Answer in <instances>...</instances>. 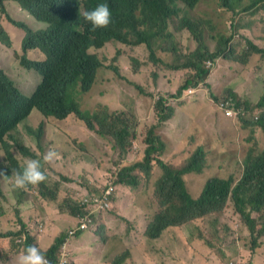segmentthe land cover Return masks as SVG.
I'll return each mask as SVG.
<instances>
[{
	"label": "trees",
	"instance_id": "trees-1",
	"mask_svg": "<svg viewBox=\"0 0 264 264\" xmlns=\"http://www.w3.org/2000/svg\"><path fill=\"white\" fill-rule=\"evenodd\" d=\"M201 1L0 0V42L8 48L13 47L12 37L2 24L8 18L25 32L26 37L23 40L25 48L38 47L37 49L41 52L38 59L24 56L14 67H9L7 70L0 67V154L4 152L0 171L6 173V180L12 187L13 197L18 205L31 200V197L34 200L41 197L47 204L55 206L60 203V196L65 194L60 210L68 218L72 217L75 220L73 223L77 224L74 231L76 238L72 240V243L76 244L78 239H87L89 236L90 241L86 243L90 249L89 252L99 257L98 264H104V254L100 255L103 251L98 246L107 245L111 240L107 224L103 220L96 219L88 229L81 228L86 205L79 198L74 199L73 196L67 194L64 185L72 188L75 184L84 187L85 184H81L78 178L58 170L57 164L44 163L43 155L46 153V148L53 146L51 150L58 153L56 162L60 159L68 160L66 156L59 159V156L64 154L54 148L55 146H66L65 143L60 142L63 138H69L70 145L79 151L87 150V145L68 128L72 119L77 120L101 138L111 139L115 148L122 154H127L133 142L138 139L140 120L135 109L112 112L102 102H97L92 108L89 107V100L94 98L95 88L102 79L103 70L109 69L117 76H122L119 61L122 51L116 47L113 61L108 62L105 54L107 47L118 44L129 48L146 46L149 52L148 62L155 68L163 66V69L187 71L189 75L179 87L176 96L182 95L191 87L198 88L206 84L212 72V69L207 67L209 60L215 61L220 56L226 55L232 58V51L227 46L230 39L226 37L220 36L214 52L208 46L204 29L206 21L196 19L193 15ZM237 2L240 3V0H222L223 6L233 9L235 16L258 10L264 0H254L250 5L239 10L235 7ZM9 3H18L25 10L24 15L27 11L37 20L51 24V30L37 33L28 25L11 20L7 15ZM99 4L108 6L112 15L111 23L107 28L92 31L83 13L93 10ZM181 30L191 33L198 44L195 51L184 53L182 50L179 54V40L176 33ZM19 40L22 39L19 38ZM253 54L264 57V49L247 40L245 56L248 58ZM237 62L243 67H248L245 59L239 57ZM25 73H34L36 76L39 74L42 78L31 100L24 98L15 85L14 79ZM135 85L140 93H146L142 85ZM212 97L216 101L219 100L214 94ZM231 97L238 101L239 105L244 101V105L251 111L249 102L230 89L226 98ZM155 109L158 124L148 132L145 140L147 147L144 161L123 168L119 174L118 183L123 186H137L139 178L135 174L136 171L143 169L150 175L152 163L157 162L163 170V174L155 183V196L161 205V210L154 213L152 218L144 217L142 215L144 211L139 210L132 215L131 222L140 223L143 217L148 222L144 234L145 238L152 242L153 250L155 241L160 240L166 232L208 216L221 217L226 212L229 202H232L234 213L242 219L252 236L253 252H255L261 246L260 239L264 237V150L258 152L255 148L250 149L247 156L245 154L239 177L234 174L228 177L220 174L210 177L200 196H196L189 190L185 176L194 173L202 174L206 163L200 164V159L194 158L186 164V168L177 169L161 160L165 145L157 134V129L175 115L176 109L168 103L165 97H160L156 101ZM34 118L40 119L37 125ZM239 123L248 136L250 134L254 136L256 127L264 130V117L261 121L253 123L250 113ZM20 126L26 134L33 138L36 148L29 145L23 134L19 133ZM243 138L247 142L249 137L244 136ZM237 141L234 138V142ZM199 150L205 157L204 149ZM25 158L40 160L47 179L36 186L29 185L26 189H19L14 185L12 173L22 169ZM76 163H81V161L75 159L74 164ZM47 168H51L56 176L51 177L46 171ZM89 180L93 184V181ZM1 182L2 179H0V184ZM37 188L39 196L34 195ZM93 190L90 189L91 194H98L103 199L109 186H97ZM0 197L5 198L1 188ZM117 197L109 198L113 201V208ZM4 212L6 210L3 209L0 199V217L4 215ZM16 213H19V209H16ZM121 220L126 223L130 222L127 217H122ZM68 222L72 221L69 219ZM20 223L23 227L19 236L23 237L24 243L18 254L28 246H38L36 238L27 232L28 226L23 221ZM225 227L230 229L228 225ZM132 228L133 225L130 232ZM69 229L73 227L66 228V230ZM127 232L130 233L129 226ZM85 233L88 234L84 235ZM7 236L12 239V246L15 248L13 234ZM67 236V233L57 236L47 251L41 250L49 264H59L61 249ZM179 240L187 245L193 242L192 236L189 238L181 236ZM170 244L177 246V242ZM207 244L212 245L213 243L207 241ZM94 247H96L95 250ZM131 256L132 252L127 249L118 253L110 264H128ZM71 264H75L74 259Z\"/></svg>",
	"mask_w": 264,
	"mask_h": 264
},
{
	"label": "rangeland",
	"instance_id": "rangeland-1",
	"mask_svg": "<svg viewBox=\"0 0 264 264\" xmlns=\"http://www.w3.org/2000/svg\"><path fill=\"white\" fill-rule=\"evenodd\" d=\"M252 1L254 0H240V3L235 4L236 10L250 5ZM263 6L264 2L259 5L258 11L264 10ZM193 15L196 19L206 21L204 24L205 38L212 51L216 50L220 35L232 37L231 60H217L211 66L213 71L210 82L201 85L196 90L190 89L193 93H189L190 90H187L182 95L176 96L179 87L189 75L187 71L163 69V66L155 68L148 62L149 52L145 46L129 48L118 44L107 47L105 54L108 57V62L113 61L117 48L122 51L119 59L122 76H117L109 69L103 70L101 72L102 79L99 80L95 88L94 98L89 100V107L92 108L97 102H102L112 112L135 109L140 120L139 137L133 142L128 153L122 154L115 148L111 139L101 138L96 133L88 131L77 120L72 119L68 128L87 145V150L79 151L70 145L69 138H63L60 142L65 143L66 146H55L54 148L64 154L59 156V159L66 156L65 158L68 160L60 159L57 162L54 160L53 163L66 170L68 175L78 178L81 184H85V187L75 184L72 188L64 189L74 199L81 200L84 196L83 192H89L90 189L93 190L97 186H104L113 181L117 182L122 168L143 160L147 133L153 125L157 124L155 104L160 97L167 98L168 103L176 109L175 115L157 130V134L165 143V151L161 159L174 168H181L197 148L202 147L206 153L204 172L185 177L188 188L194 195L200 196L210 177L218 174L223 177H228L231 174L239 177V170L244 163L245 154L247 156L248 151L252 148L258 152L264 150L262 144L264 135L259 128H254V136L252 134L248 136V133L241 129L240 121L225 118L217 108V103L227 97L230 88L238 91L242 95L241 98L249 102L250 107L255 108L260 102L264 94V57L251 55L247 58L245 47L247 37L254 42H260L255 37L262 36L264 33V16L260 20L262 23L254 26L257 30L253 33L243 30L246 29L245 22L239 23V16H235L233 9L225 8L222 0H202ZM248 16L250 13L245 14L242 18ZM176 35L182 44L184 53H191L197 48L198 44L189 31L181 30ZM11 36L13 38V34ZM0 53L6 56L5 65L9 60H13L10 49L2 45L1 42ZM239 57L248 62V67H243L237 62ZM29 76L32 83L28 87L29 90L24 91L26 96H31L34 88L42 80L39 74L36 76L32 73ZM134 83L142 85L146 93H140ZM187 93L190 96L184 97ZM212 94L219 100L215 101ZM39 121V118H34L36 125ZM260 132V138H257L256 134L259 136ZM19 133L34 141L31 136L25 133L22 126L19 127ZM244 136L249 137L247 142L244 141ZM234 138L238 141L234 142ZM52 147L46 148V152ZM75 159L83 162L82 165L74 164ZM135 174L139 178V186L131 188L119 185L115 207L105 220L111 240L107 245L98 246L103 251L100 255L104 254V264H110L118 253L127 249L132 252L128 264H180L181 260L168 252H165L163 257L159 254L155 255L154 249L152 250L151 247L152 242L148 241L144 234L148 223L144 217L152 218L154 213L161 210V205L155 196V183L162 175V171L155 164L150 175L143 169H138ZM89 179L93 181V184ZM0 188L5 196V198L0 197L2 207L8 209L17 207L12 187L7 180H2ZM7 196L12 197L11 202ZM65 196V194L60 196L59 206ZM139 210L144 211L142 221L136 224L132 223V215ZM122 217H127L130 222H124L121 220ZM69 219L72 222H67ZM62 222L67 223L62 224ZM73 222L75 220L72 217L64 216L61 219H56L54 228L52 222L45 223V225L50 227L55 235H60V233H67V230L61 229L60 225L62 224L63 228H72L77 225ZM132 225L133 228L130 232ZM225 225H228L230 229H227ZM128 226L130 233L127 232ZM50 234L52 232H49L47 238L50 239L49 243H52L54 237L50 238ZM165 236L166 241L172 244H175L181 236L187 238L192 236L193 246L191 247L194 251L189 250L188 253L182 255L184 264L188 262L190 264H253L254 259L256 264H264V237L260 239V248H257L254 253L252 236L242 219L234 213L232 202H229L223 216L213 215L198 219L193 223L166 232ZM207 241L213 244L208 245ZM36 242L38 243L37 237ZM165 243V240H162L155 245ZM67 251H70L71 259L76 253L79 254L77 256L79 264H98L100 262L99 257L94 256L91 252L78 251L73 247L70 248L69 245ZM196 256H201L202 259Z\"/></svg>",
	"mask_w": 264,
	"mask_h": 264
},
{
	"label": "clouds",
	"instance_id": "clouds-1",
	"mask_svg": "<svg viewBox=\"0 0 264 264\" xmlns=\"http://www.w3.org/2000/svg\"><path fill=\"white\" fill-rule=\"evenodd\" d=\"M8 8L9 9H8V14L7 15L9 16V18L11 20L28 25L34 32L45 33V32H49L51 30V28H52L51 24H48L46 22L37 20L34 16L30 15L27 11H26V15H24L25 14V10H23L18 3H9L8 4ZM247 13H250V16L242 18V16H244ZM83 16H84L85 21L90 24L92 31H96L97 29L107 28L109 26V24L111 23V19H112L111 12H110V10H109V8H108V6L106 4H99L93 10L85 11L83 13ZM262 16H264V10H262V11L256 10L254 12H246V13H242L238 17V22L239 23L245 22L246 29H243V30H249V31L255 33V31L257 29L254 26H256L258 23H262L260 21ZM0 19H1V13H0ZM7 19L8 18H6V21H3L2 24H3V26H5V29L8 30V33L10 35L13 34V38H12L13 47L9 48L10 51H11V55L13 57V60L12 61L9 60L8 64L5 65L4 59H5L6 56L0 53V67L5 69V70H7L9 67H14L16 64H18L21 57H24V56L27 57V58L35 57V58L38 59L39 55L41 54L40 50L37 49L38 47H36V48H30V47L29 48H25V43L23 42V40L26 37L25 32L23 31L22 28H20L19 26H15L11 21H9V19L8 20ZM249 27H252V28H249ZM263 31H264V29H263ZM220 36L230 39V41H229L227 46L232 51V37H228V36H225V35H220ZM16 37H17V39H16ZM19 38H21L22 40H19ZM255 38L259 39L260 42L259 43L254 42L252 39L247 37L246 44H247V40H250L253 43H255L258 47L264 49V33H262V36H258V37H255ZM14 39H16V40L14 41ZM5 47H7V46H5ZM178 50H179V54H180L181 51H182V44L180 42H179V45H178ZM245 51H246V47H245ZM179 54H177V55H179ZM253 55H258V54H253ZM259 56H261V55H259ZM219 59H223L224 61L231 60L229 55L220 56L215 61L209 60V62L207 63V67L212 69L211 66H213V64H215L217 62V60H219ZM174 71H176V70H174ZM212 71H213V69H212ZM211 74H212V72H211ZM29 75L30 74L25 73V74H22L20 76H17L14 80H15V85L18 88V92L24 98H26L28 100H31L34 97V94H35L39 84L34 88V92H33V94L31 96H26L24 94V91L29 90L28 87L32 83L31 82V77ZM210 77H211V75H210ZM210 77H209L207 83L210 82ZM198 88L191 87V88H189L187 90H190V89H192V90L195 89L196 90ZM230 89L236 91L235 89H232V88H230ZM187 90H185V91H187ZM192 90H190L189 93H193ZM236 92L242 97V95L238 91H236ZM189 96L190 95H188V93H187L184 97H189ZM222 105H224V106H222ZM217 108H218L220 113L225 118L231 119V120H236V121L237 120L241 121L242 118H245L248 115V113H250L252 115V118H253V123H255V122L261 121L263 119V117H264V94H263L260 102L257 104V107H255V108L251 107V111H249V109L244 105V102H241V105H239L238 101H236L232 97L220 100L217 103ZM155 111H156V109H155ZM157 124H158V120H157ZM157 124H155V125H157ZM155 125H153V126H155ZM256 128H259L263 132V135H264V130L261 127H256ZM138 130H139V128H138ZM257 133H258V131H257ZM260 135H261V132H260L259 136H257V134H256V137L260 138ZM147 136H148V133H147ZM147 136H146V138H147ZM25 139H26L28 144L30 143L29 145H31L34 148H36L34 146V144H33V141H31L28 136H25ZM262 144L264 145V138H263ZM164 145H165V143H164ZM146 147H147V144H146ZM199 149L203 150L202 147L197 148L196 151L187 160L186 164L191 162L194 158L200 159V164L202 162L206 163V160H207L206 156L204 157L203 154H202V151H200ZM145 150H146V148H145ZM164 151H165V148H164ZM2 156H4V152L3 151L0 154V157H1L0 158V163L3 161V157ZM144 157H145V151H144ZM57 158H58V153L55 152L54 150L50 149L49 151H47L43 155V162L46 163V164H50ZM143 161H144V158H143L142 161H139V162H143ZM139 162H137V163H139ZM82 163L83 162L76 163V164L82 165ZM155 164L161 169L162 174H163V170L158 165L157 162H153L152 163L151 169L153 170ZM186 164L184 166H182L181 168H177V169L186 168ZM132 165H134V164H132ZM205 168H206V166H205ZM60 170L66 172V170H63V169H60ZM46 171L50 173L51 177L53 176L51 168H47ZM194 174H196V173H194ZM12 175L14 176V185H15V187H17L19 189H26L29 185L36 186V185L44 182L47 179L46 173L42 170L41 161L37 160V159H30V158H25L24 162H23L22 169L20 171H14L12 173ZM189 175H191V174H189ZM186 176H188V175H186ZM6 178H7L6 173L4 171H0V179H2V180L5 179L6 180ZM118 179H119V175H118ZM118 179H117V182L113 181V182L107 184L109 186V189L112 188V187L114 188V191L112 192L110 198H113V197L115 198L116 196H118L119 185H121L120 183H118ZM121 186H123V185H121ZM138 186H139V184L137 186H135V187H131V186H124V187L136 188ZM65 188H67L66 185H64V189ZM37 190L38 191L34 195L39 196V189L37 188ZM86 192H88V191H85V192L82 193L84 196L81 199V201H83V204L86 205V209H85L86 211L84 212V214L87 212V209H88V204L85 202V200L91 198V195L92 196H98V194H91L90 191L85 195ZM39 198H41V197H39ZM7 199H8V196H7ZM41 199H44V198H41ZM32 200H34L33 197H31L30 201H32ZM15 201H16V199H15ZM34 201H36V200H34ZM109 203H110V206L108 208H106L105 210H102L101 213L94 215V217H93L94 221L96 219H100V220H103V221H105L107 219V216H109V214H107V213L110 212L112 210V208H113V201L109 200ZM36 205H37V207H40L41 204L37 203ZM114 205H115V203H114ZM17 206H19V205H17ZM57 207H58L59 211L61 213H63L60 210V206L58 204H57ZM3 209L6 210L8 208L7 207H5V208L3 207ZM16 209H13V212L16 214V217H17L16 218V223H17L16 228L14 230L8 231L6 233H1L0 234V239L4 238V239H8L9 240V242H10V253H13L14 250H17L19 252L20 249H21V246L24 243L23 237L19 236V233L22 232V227H23V225L20 222L23 221V219L18 215V213H16ZM5 213L6 212H4V214ZM67 222H62V224H65ZM61 225H60L61 229H66V228H63ZM75 228H76V226H74L73 229L67 230L68 236H67L66 242L63 244L62 249H61V254L59 256V264H71V262H72V259L70 258V251H67V249H68V245L70 247V244H71L72 240L74 238H76L75 237L76 234L74 232L76 230ZM46 229H48V232H47V235H48L49 232H50L49 229H51V228L46 226L45 224L43 225L40 222H36L32 227L28 226L27 232H30L35 238L36 237L38 238V243L36 242L38 246L31 245V246H28L27 248L21 250V252L18 254V256L16 258V264H49L48 259L41 252V250L47 251L51 247V245L54 243L56 237L59 236V234H57L53 238L52 244L47 249L42 248L40 246V244H39V236L41 234H43ZM72 232H73V235H71ZM8 234H13L14 242L16 243L15 244V248L12 246V240L10 239V237L7 236ZM60 235H62V234L60 233ZM162 240H165L166 243L163 244V245H155L154 250H153L155 255L159 254V255H161L163 257L164 253L168 252L169 254L173 255V257L180 259L181 260L180 264H184V261L182 259V255L184 253H188L189 250H193V248L191 247V246H193V242H192V244L187 245V244H184L183 241L178 240L177 241V246H172L170 243H168L166 241L165 234L162 236V238L160 240L155 241V244H157L158 242H160ZM181 248H182V250H181ZM93 249L95 250V248H93ZM3 254H5V253L0 251V259L3 256ZM196 257L199 258V259H202L201 256H196ZM257 257H258V254L256 255V258ZM187 264H190V262H188ZM253 264H256L255 263V259L253 261Z\"/></svg>",
	"mask_w": 264,
	"mask_h": 264
},
{
	"label": "crops",
	"instance_id": "crops-1",
	"mask_svg": "<svg viewBox=\"0 0 264 264\" xmlns=\"http://www.w3.org/2000/svg\"><path fill=\"white\" fill-rule=\"evenodd\" d=\"M74 165V164H73ZM59 170L62 169L57 167ZM64 170V169H63ZM73 171V169H72ZM67 187H69L67 185ZM11 198L8 196V200L11 202ZM13 202V201H12ZM37 203L41 204L40 207H37ZM19 209L18 215L23 219V221L30 227H32L36 222H40L43 225L48 222H52L53 228L56 225V219H61L66 214H63L59 211L57 205L51 206L47 204L43 199L37 198L36 201H27L24 204H21L17 207H13V209ZM13 209H6V213L0 218V234L6 233L8 231L14 230L17 226L16 223V214L13 212ZM50 238L55 237L54 231H51ZM48 229L45 230L43 234L39 236V244L42 248L47 249L52 243L50 239L47 238ZM90 237L87 239H78L76 244L71 242L70 247L74 249H78L79 251L89 252L88 244ZM84 249V250H83ZM0 251L4 252L3 256L0 259V264H16V258L18 256V251L14 250L13 253H10V242L8 239L1 238L0 239ZM79 254L76 253L74 256L75 264H79L77 256Z\"/></svg>",
	"mask_w": 264,
	"mask_h": 264
},
{
	"label": "built area",
	"instance_id": "built-area-1",
	"mask_svg": "<svg viewBox=\"0 0 264 264\" xmlns=\"http://www.w3.org/2000/svg\"><path fill=\"white\" fill-rule=\"evenodd\" d=\"M113 191L114 188H110L106 192V196L103 199L98 195L85 200V202L88 204V209L87 212L83 215L81 224L82 229H88L90 225H93L95 223L93 218L94 215L101 213L102 210H105L110 206L109 198ZM71 235H73V232L71 233Z\"/></svg>",
	"mask_w": 264,
	"mask_h": 264
}]
</instances>
